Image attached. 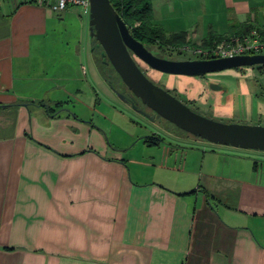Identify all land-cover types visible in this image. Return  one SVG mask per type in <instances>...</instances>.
<instances>
[{
  "label": "crops",
  "instance_id": "0c3cea01",
  "mask_svg": "<svg viewBox=\"0 0 264 264\" xmlns=\"http://www.w3.org/2000/svg\"><path fill=\"white\" fill-rule=\"evenodd\" d=\"M152 7L167 36L186 31L192 45L231 22L264 25V0ZM73 9L0 0V264H264V151L207 145L177 167L124 161L74 105L82 85L58 83L68 71L54 58L58 17ZM87 34L76 51L102 75Z\"/></svg>",
  "mask_w": 264,
  "mask_h": 264
},
{
  "label": "rangeland",
  "instance_id": "374dc122",
  "mask_svg": "<svg viewBox=\"0 0 264 264\" xmlns=\"http://www.w3.org/2000/svg\"><path fill=\"white\" fill-rule=\"evenodd\" d=\"M208 14L211 15L209 12ZM208 14H204V16ZM58 18L61 23H59V36L54 50L57 57L54 58L58 69L63 71L67 68L68 70L66 79L58 80V83L78 84V87L82 85L83 92L78 94V98L82 99V102L74 97L73 103L78 105L75 107L81 111L80 115L85 117L84 120L92 121L103 132L107 145L122 153L124 161H133V159L142 161L144 157H153L156 163L164 162L166 166L177 167L182 161L199 162L202 150L198 147L223 146L194 136L169 121L152 122L135 112L133 108L130 109L121 98L115 95L112 88L108 87L109 84L104 79V76L110 77L117 89L125 91L126 86L119 74L112 65L105 64L106 59L101 56L103 49L98 47L94 41L95 56L98 58L100 69L106 70L102 75L97 72L90 59L89 61L84 57L80 59L76 51V46L79 43L78 37L85 34L87 38L89 37V32L87 34L89 15L84 14L81 8L76 7L72 11L65 12L63 17ZM84 42L80 47V52L87 46V52L90 55L92 48H89L88 44L85 46ZM164 45L156 41L150 44V48L163 57L190 59L187 54L179 52V55L177 48H166ZM65 58L66 60L71 59L73 62L64 65ZM135 58L142 70L155 84L165 87L164 89L167 91H172L181 99H192L191 102L195 105L198 113L225 123L264 126V66L224 69L207 73L205 77H202L153 71L140 59ZM87 81L89 85L86 84ZM200 84H206V89H203ZM97 98L99 100L95 103ZM195 99L197 101H194ZM76 100L78 102H75ZM154 128L164 130L170 136H163L158 143L156 141L148 142L147 146H144V141H136L139 137L141 139V137L156 135L152 133ZM177 139L184 140L185 144H190L186 140L197 143L193 147L185 146L182 141L180 143ZM254 152L253 150L247 151L246 154L253 157L252 153Z\"/></svg>",
  "mask_w": 264,
  "mask_h": 264
},
{
  "label": "water",
  "instance_id": "95a60500",
  "mask_svg": "<svg viewBox=\"0 0 264 264\" xmlns=\"http://www.w3.org/2000/svg\"><path fill=\"white\" fill-rule=\"evenodd\" d=\"M90 3V35L97 40L103 49L102 55L107 57L108 63L134 95L131 103L135 111L152 122L158 115L178 128L214 144L264 151L263 125L225 123L194 111L175 95L155 84L135 58L160 72L202 76L224 69L264 65V54L209 60L161 57L133 35L110 0H90ZM113 90L124 102H129L126 95ZM138 99L154 114L139 108Z\"/></svg>",
  "mask_w": 264,
  "mask_h": 264
},
{
  "label": "trees",
  "instance_id": "16d2710c",
  "mask_svg": "<svg viewBox=\"0 0 264 264\" xmlns=\"http://www.w3.org/2000/svg\"><path fill=\"white\" fill-rule=\"evenodd\" d=\"M117 12L122 16L124 21L130 27L133 35L143 42L149 49L150 44L153 42H161L165 44L167 48L178 50L187 44L188 33L186 31L175 32L167 36L164 28L160 24H156L153 20V7L152 0H110ZM137 25V26H135ZM256 28L260 35L264 38V25H252L246 24L242 25L239 23H230V32L229 34H243L252 29ZM226 35H213L209 38H206L202 46H210L215 40H220ZM98 46H100L97 40L94 38ZM152 50V49H151ZM181 52V50L178 51ZM182 53V52H181ZM180 55V54H179ZM264 66V65H262ZM62 106V102L56 103V106ZM146 142H155L160 141V137L153 135L151 137H146Z\"/></svg>",
  "mask_w": 264,
  "mask_h": 264
},
{
  "label": "built area",
  "instance_id": "2783aa9c",
  "mask_svg": "<svg viewBox=\"0 0 264 264\" xmlns=\"http://www.w3.org/2000/svg\"><path fill=\"white\" fill-rule=\"evenodd\" d=\"M43 5L53 11L61 12L68 8L79 7L86 15L90 14V0H22ZM182 54L190 59H218L239 55L264 54V38L256 28L243 34H229L215 40L210 46L185 44L180 48Z\"/></svg>",
  "mask_w": 264,
  "mask_h": 264
},
{
  "label": "flooded vegetation",
  "instance_id": "af4514ba",
  "mask_svg": "<svg viewBox=\"0 0 264 264\" xmlns=\"http://www.w3.org/2000/svg\"><path fill=\"white\" fill-rule=\"evenodd\" d=\"M98 46V45H97ZM98 47H101V46H98ZM102 48V47H101ZM102 52H103V50H102ZM102 52H101V56H102V58L104 57L106 60H105V64H109V65H111L110 63H108V59H107V57L106 56H103L102 55ZM155 54H157L156 52H154ZM158 55V54H157ZM158 56H160V55H158ZM161 57H163V56H161ZM166 58H170V57H168V56H166ZM170 59H173V58H170ZM137 61V60H136ZM138 63V62H137ZM146 64V63H145ZM147 65V64H146ZM113 67V66H112ZM147 67L149 68V69H151V70H155V69H152L150 66H148L147 65ZM142 69V68H141ZM104 71H106L105 69H104ZM146 74V73H145ZM205 75L206 74H204V75H202V77H205ZM104 79H106V81H107V83L109 84V86H110V88H112V90L113 89H115V91H119V92H121V93H123L124 95H126L127 97H128V100H129V102H124L122 99V101L126 104V105H128L129 106V108L130 109H132V103H131V99L134 97V95L131 93V91L127 88V86L125 87V91H120L119 89H117L116 88V85L115 84H113L112 83V81H111V79H110V77H106V76H104ZM158 86H161V85H158ZM200 86H202V88L203 89H206V84H200ZM163 88H165V87H163ZM114 91V90H113ZM168 92H170L171 94H173V95H175L178 99H180L182 102H184L185 104H187L188 106H190L194 111H196V109H195V105L191 102L192 101V99H181V98H179L175 93H172V91H168ZM115 93V92H114ZM115 95L117 96V94L115 93ZM138 101H139V103L137 104L138 106H139V108H141L142 110H144V111H146V112H148V113H150V114H154V112L151 110V109H149L148 107H146L145 105H143L142 103H141V101L138 99ZM194 101H197V99H195ZM193 101V102H194ZM196 103V102H195ZM135 112H137V111H135ZM196 112H198V111H196ZM138 113V112H137ZM140 114V113H139ZM144 117V116H143ZM158 118V119H157ZM162 121V120H165V119H163V118H161V117H159L158 115H156V117H155V122H157V121Z\"/></svg>",
  "mask_w": 264,
  "mask_h": 264
}]
</instances>
